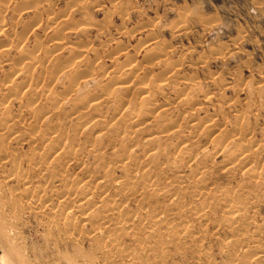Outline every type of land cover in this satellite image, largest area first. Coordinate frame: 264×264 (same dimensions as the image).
<instances>
[{
  "label": "rangeland",
  "instance_id": "rangeland-1",
  "mask_svg": "<svg viewBox=\"0 0 264 264\" xmlns=\"http://www.w3.org/2000/svg\"><path fill=\"white\" fill-rule=\"evenodd\" d=\"M249 141L264 171V0H0V264H264V178L222 168ZM86 185L134 214L118 242L65 228Z\"/></svg>",
  "mask_w": 264,
  "mask_h": 264
},
{
  "label": "bare ground",
  "instance_id": "bare-ground-1",
  "mask_svg": "<svg viewBox=\"0 0 264 264\" xmlns=\"http://www.w3.org/2000/svg\"><path fill=\"white\" fill-rule=\"evenodd\" d=\"M75 4V3H74ZM15 5H13V7H14ZM84 7V6H83ZM53 20V19H52ZM79 26V25H78ZM59 29H60V27H59ZM81 29V28H80ZM57 30H58V28H57ZM55 38V37H54ZM117 42V41H116ZM59 43V42H58ZM57 43V44H58ZM118 43V42H117ZM55 45V44H54ZM116 45V44H115ZM57 46V45H56ZM53 47V46H52ZM116 47H118V46H116ZM58 48H60V47H58ZM23 49V48H22ZM47 50H48V48H46ZM120 49V48H119ZM118 49V50H119ZM45 50V49H44ZM55 50H57V49H55ZM65 50H66V48H65ZM27 51V50H26ZM26 51H23V52H21V54H23L24 55V57H29V58H31V54H30V52L29 51H27V53H26ZM59 52H63V49H60V51ZM65 53H67V52H65ZM32 54H33V52H32ZM133 54V53H132ZM20 55V54H19ZM34 55V54H33ZM49 55V54H48ZM47 56V55H46ZM126 56H127V54H126ZM128 57V56H127ZM127 60V59H126ZM133 62V61H132ZM131 62V63H132ZM32 64H33V62H31ZM30 63V64H31ZM130 63V64H131ZM26 65V64H25ZM27 66H28V64H27ZM29 66H31V65H29ZM29 66H28V68H29ZM125 66V65H124ZM58 67V66H57ZM138 66H134V65H132V66H130L129 68H130V70L132 71V72H134L135 70H136V68H137ZM60 68V67H59ZM128 68V69H129ZM127 69V70H128ZM139 70V69H138ZM162 70V69H161ZM129 72V71H128ZM159 72V71H158ZM161 72V71H160ZM16 73V72H15ZM15 73H12V74H15ZM160 74V73H159ZM157 75V74H156ZM161 75V74H160ZM125 76H127V75H125ZM121 77V76H120ZM127 77H125L124 78V81L125 80H127L126 79ZM121 79H123V78H121ZM160 79V78H159ZM155 80V79H154ZM112 82H113V80H111ZM111 82V87H113L112 89V91H111V95L113 96H115V95H117V92L119 91H124V92H126L127 93V91H129V89L131 88V87H129V85H127V84H125L124 82H123V80H115L114 81V83H112ZM143 82V81H142ZM135 83V82H134ZM143 83H145V82H143ZM130 84V83H129ZM20 85V84H19ZM132 85V84H131ZM130 85V86H131ZM5 86V85H4ZM20 86H22V84L20 85ZM19 86V87H20ZM107 87V86H106ZM21 88V87H20ZM68 88H71V87H68ZM19 89V88H18ZM104 89V90H103ZM111 89V88H110ZM17 90V89H16ZM102 90L106 93V91H105V88H102ZM43 91V90H42ZM136 91H137V93L139 94H141L144 98H143V102H146V98H147V96H148V89H147V87H145V85H142V84H140V85H138L137 87H136ZM17 92V91H16ZM21 92V91H20ZM103 92V93H104ZM11 93V92H10ZM14 93V92H13ZM44 93V92H43ZM46 93V92H45ZM100 93V92H99ZM125 93V94H126ZM12 94V93H11ZM7 95V94H6ZM9 95V94H8ZM107 95V94H106ZM105 95V96H106ZM11 96V95H10ZM188 96V95H187ZM207 96V95H206ZM7 97V96H6ZM119 97V96H118ZM57 98V97H56ZM55 98V99H56ZM111 99H112V97H110ZM120 98V97H119ZM187 98V97H186ZM116 99V98H115ZM189 99V98H188ZM117 100H118V98H117ZM91 101V100H90ZM89 101V102H90ZM109 101H110V99H109ZM114 101H116V100H114ZM58 102V101H57ZM84 102H86V101H84ZM192 102V101H191ZM195 102V101H194ZM193 102V103H194ZM87 103H88V101H87ZM97 103H98V101L96 102V101H94V99L91 101V103H90V105L91 106H96L97 105ZM190 103V102H189ZM2 104V103H1ZM28 104H30V103H28ZM191 104V103H190ZM190 104H188L189 105V107H192V106H190ZM51 105V104H50ZM191 105H193V104H191ZM22 106V105H21ZM21 106H19V107H21ZM123 107H126V106H123ZM128 108V107H127ZM126 108V110H128ZM184 109V108H183ZM232 109V108H231ZM123 109H121V111H122ZM153 111V110H152ZM151 111V112H152ZM185 111V110H184ZM155 112V111H154ZM250 112V111H249ZM43 113V112H42ZM45 113V112H44ZM153 113V112H152ZM156 113V112H155ZM243 114V113H242ZM37 115H38V112H37ZM36 115V116H37ZM42 115V114H41ZM41 115H38V116H41ZM119 115V114H118ZM17 116V115H16ZM30 116V115H29ZM28 116V117H29ZM133 116V115H132ZM155 116V115H154ZM153 116V117H154ZM158 116V115H157ZM188 116V115H187ZM240 116V115H239ZM42 117V116H41ZM136 117V116H135ZM146 117V116H145ZM12 118V117H11ZM10 118V119H11ZM38 118V117H37ZM130 118H132V117H130ZM79 119V118H78ZM133 119V118H132ZM239 118H237V120H238ZM39 120V119H38ZM123 121H124V118L122 119ZM143 120V119H142ZM7 121V120H6ZM78 121V120H77ZM122 121V122H123ZM130 121H131V119H130ZM136 121V120H135ZM138 121V120H137ZM134 122V121H133ZM208 122V121H207ZM3 123V122H2ZM87 123H88V121L87 120H81L80 119V124L82 125V126H84V125H87ZM131 123H132V121H131ZM171 123V122H170ZM170 123H168V124H170ZM6 125V123H3L2 125ZM133 124V123H132ZM132 124H130L131 126H133V127H135V129H138L139 127H140V124H142L141 123V120H140V122L138 121L137 123H134L133 125ZM51 125V124H50ZM149 125V124H148ZM211 125V124H210ZM165 126V125H164ZM163 126V127H164ZM176 126V125H175ZM51 127H53V126H51ZM166 127H167V125H166ZM173 127V126H172ZM237 127V126H236ZM5 128H6V126H5ZM162 128V127H161ZM2 129V128H1ZM164 129V128H163ZM171 129V128H170ZM211 129H213V128H211ZM224 129H226V128H224ZM232 129V128H231ZM4 130V129H3ZM131 130V129H130ZM160 130H162V129H160ZM159 130V131H160ZM228 130V129H227ZM233 130V129H232ZM238 130V129H237ZM49 131V130H48ZM152 131V130H151ZM43 132V131H42ZM149 132H150V130H149ZM131 133V132H130ZM228 133V132H227ZM226 133V134H227ZM174 134V133H173ZM7 135V134H6ZM99 135V134H98ZM235 135H237V133H235ZM158 137V136H157ZM157 137H154V138H151V140H153V139H156ZM224 137V136H223ZM227 137H234V134H229ZM45 138V137H44ZM162 138V137H161ZM229 139V138H228ZM234 140H235V138H233ZM232 139V140H233ZM150 140V141H151ZM156 140H158V139H156ZM232 140H231V142H232ZM233 140V141H234ZM246 141V140H245ZM182 142V141H181ZM250 142V144H248V145H244L242 148H241V150H239V151H237V152H235V153H232V152H230V150L229 149H227V148H225L224 146L220 149L222 152H223V154L225 155V156H227V160H226V162L225 163H223V165H222V168H224V170L225 169H227L228 171L230 170V169H232V167H233V165L234 164H238L240 167H244L245 168V171L247 172V174L249 173L250 175H251V178L252 177H255V180H257L256 178H259V180L260 179H262V178H264V171L263 170H256L255 168V170L252 168V166L250 167V166H246V164L249 162V161H251V158H252V154H249V151H250V146H252L253 145V143L251 142V141H249ZM59 146V145H58ZM52 147H54V146H52ZM55 147H57V146H55ZM101 147V146H100ZM103 147V146H102ZM127 147V146H126ZM227 147V146H226ZM52 149V148H51ZM127 149H129V148H127ZM55 150V149H54ZM56 151V150H55ZM54 151V152H55ZM147 151V150H146ZM145 151V152H146ZM218 151V150H217ZM253 153V152H252ZM66 154H67V158H70V159H72V154H73V152H70V151H68V152H66ZM125 154V153H124ZM127 154V153H126ZM47 155V154H46ZM50 155V154H49ZM63 155V154H62ZM124 156V155H123ZM254 156V155H253ZM66 157V156H65ZM127 157H129V155L127 154ZM145 157V156H144ZM153 157V153H147V160H150V158H152ZM47 158V157H46ZM116 158V157H115ZM122 157H120V158H118L119 160L121 159ZM124 159L126 158V156H124L123 157ZM49 160V159H48ZM69 160V159H68ZM146 160V161H147ZM128 162V161H127ZM38 163V162H37ZM123 163V162H122ZM148 164V163H147ZM106 165V164H105ZM144 165H145V163H144ZM221 165V164H220ZM143 166V165H142ZM235 166V165H234ZM145 167V166H144ZM141 168V167H140ZM137 169V168H136ZM142 171H143V169H141ZM227 170H225V171H227ZM144 171H146V170H144ZM203 173V172H202ZM131 174V173H130ZM88 175V174H87ZM91 175V174H90ZM96 175H98V173L96 174ZM203 175H204V173H203ZM86 176V175H85ZM94 176H95V174H94ZM122 176V175H121ZM202 176V175H201ZM247 176V175H246ZM130 177V176H129ZM152 177V176H151ZM250 177V176H249ZM87 178V177H86ZM120 178V177H119ZM149 178H150V176H149ZM115 179V178H114ZM63 180V179H62ZM67 180V179H66ZM89 180V179H88ZM63 181H65V180H63ZM62 181V182H63ZM102 181H103V179H102V177H100V175H99V177H96L95 178V180H94V178H93V181H92V179H91V183H93V182H96L97 183V186H102ZM115 181V187H119V186H117L120 182H119V180L117 179V180H114ZM122 181V180H121ZM68 182V181H67ZM82 182V181H81ZM136 182V181H135ZM76 183H78V182H76ZM124 183V182H123ZM133 183V182H132ZM141 183V182H140ZM68 184V183H67ZM126 184V183H125ZM148 184V183H147ZM74 185V184H73ZM89 185H91V184H89ZM109 185V184H108ZM131 185H133V184H131ZM135 185V184H134ZM138 186H139V184H137ZM78 186V185H77ZM94 186H95V183H94ZM123 186V185H122ZM121 186V188H123L124 189V187H122ZM137 186V187H138ZM145 186V185H144ZM153 186V185H152ZM68 187V186H67ZM104 187V186H103ZM102 187V189H100V191L96 194L97 195V198H93L92 196H89L88 194H89V191H90V187L88 186V188H87V185H86V187H85V189L83 190V192H82V194H80V195H82L80 198H79V195L77 196V198H78V205L76 206L77 208V210L76 211H73L72 209L73 208H71V210H67L66 209V206L68 207V205H70V201H69V199L67 198V197H64L63 195H61V194H59L58 196H61V197H63L62 199H61V202H59V204L61 203V205H62V207L63 208H65L66 209V211H65V213L63 214V220H64V223H65V228H68V225L70 224V222H71V220H72V217L74 216V213H76V212H78V213H80L81 214V221L82 222H84V223H89L90 225H91V230H93V231H95V233H97L100 237H101V239H103L106 243H108L109 245H111V244H113V243H116V242H118L117 241V239H118V236H117V234H115V230H113V228H114V226L117 228V229H122V230H126V229H128V228H130L131 226H133V221H135V219H134V214L132 213H130V211H129V209L127 208V206L124 204V203H122V202H118L117 203V200H109V199H107L106 198V196H107V193H108V191H106L105 189H107V188H103ZM109 187V186H108ZM134 187V186H133ZM141 187V186H140ZM30 188V187H29ZM84 188V187H83ZM68 189V188H67ZM66 189V190H67ZM69 189H71V188H69ZM68 189V191H72V190H69ZM134 189V188H133ZM137 189V188H136ZM141 189V188H140ZM30 190V189H29ZM143 190H144V188H143ZM142 190V191H143ZM68 191L66 192H64V195H65V193H68ZM139 191V190H138ZM153 191V190H152ZM155 191V190H154ZM28 192V191H27ZM62 192V191H61ZM141 192V191H140ZM28 193H30V192H28ZM81 193V192H80ZM91 193V192H90ZM126 193V192H125ZM135 193V192H134ZM221 193V192H220ZM63 194V193H62ZM127 194V193H126ZM147 194V193H146ZM202 194V193H201ZM209 194V193H208ZM199 194H197V196H198ZM76 196V195H75ZM202 196V195H201ZM208 196V195H207ZM110 197H111V195H110ZM113 197V196H112ZM230 197V196H229ZM135 198V197H134ZM227 198V197H226ZM225 198V203L226 202H228L230 199H226ZM223 199H224V197H223ZM77 200V199H76ZM223 202V203H224ZM43 204V203H42ZM41 204V205H42ZM228 203H226V205H227ZM72 205H73V203H72ZM71 205V206H72ZM94 205H96V208L93 210V209H91L90 210V208L91 207H93ZM70 206V207H71ZM75 206V205H74ZM73 206V207H74ZM228 206V205H227ZM59 207V206H58ZM69 208V207H68ZM99 208H102L103 209V212H104V214H102V213H99L98 211H96L97 209H99ZM90 210V211H89ZM230 210V209H229ZM238 210L239 209H236V208H234V209H232V210H230L229 211V217H230V219L232 220V221H235L237 218H236V216L238 215ZM114 211L117 213L116 214V216L113 218V219H111V218H109L108 216H107V212H112V214H114ZM159 212V211H158ZM57 213H58V210L57 211H54L53 212V214L54 215H57ZM60 213V212H59ZM51 215H53L52 213H50ZM157 214V213H156ZM53 215V216H54ZM61 214H59V215H57V216H60ZM143 215V217L144 218H147V216H144V213L142 214ZM150 217H155L156 215H153V214H151L150 213ZM184 215V214H183ZM157 216H158V214H157ZM156 216V218H155V220L154 219H152L151 221H153L154 223H155V226H157L156 225V223L158 224V222H161L162 220H160L158 217ZM202 216V215H201ZM49 217V216H48ZM113 217V216H112ZM50 218V217H49ZM149 218V217H148ZM115 219H116V221H115ZM141 219H143V218H141ZM151 219V218H150ZM229 219V220H230ZM147 220V219H146ZM150 221V220H149ZM133 222V223H132ZM163 222V221H162ZM153 223V224H154ZM72 224V223H71ZM70 224V225H71ZM112 224L114 225L113 227H111V229H110V226H112ZM161 224V223H160ZM79 225V224H78ZM77 225V226H78ZM147 226H148V224H146ZM159 225V224H158ZM150 226V225H149ZM166 227H167V224H166ZM73 228V227H72ZM154 228V227H153ZM79 229V228H78ZM185 229V228H184ZM112 230V231H111ZM149 231H151V229H149ZM191 231V230H190ZM186 232H188V229H187V231ZM185 232V233H186ZM253 237V236H252ZM120 240H121V238H119ZM118 239V240H119ZM240 239V238H239ZM140 240V239H139ZM138 240V241H139ZM245 240H246V238H245ZM245 240L244 239H241V240H229L227 243L228 244H230V245H235L238 249H244V246H245ZM145 241V240H144ZM147 241V240H146ZM248 241V240H247ZM120 242V241H119ZM139 242H142L143 243V241H139ZM144 243H146V242H144ZM144 243H143V245H144ZM121 245V244H120ZM148 245H149V243H148ZM144 249H145V247H144ZM147 249V248H146ZM259 251V250H258ZM246 253V252H245ZM260 253V252H259ZM106 255V254H105ZM109 257V256H108ZM236 259V258H235Z\"/></svg>",
  "mask_w": 264,
  "mask_h": 264
}]
</instances>
